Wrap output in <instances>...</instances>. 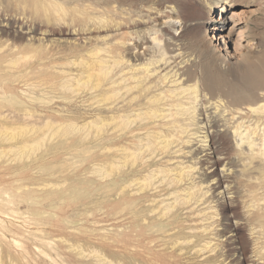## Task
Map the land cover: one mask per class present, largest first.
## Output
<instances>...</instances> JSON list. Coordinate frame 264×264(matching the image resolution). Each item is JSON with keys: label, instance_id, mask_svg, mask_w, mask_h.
<instances>
[{"label": "rangeland", "instance_id": "374dc122", "mask_svg": "<svg viewBox=\"0 0 264 264\" xmlns=\"http://www.w3.org/2000/svg\"><path fill=\"white\" fill-rule=\"evenodd\" d=\"M228 1L0 0V264H225L233 246L241 264H264V97L232 120L215 98L211 112L246 124L203 139L207 99L194 82L169 83L173 96L192 88L177 108L151 103L166 88L138 93L172 34L213 92L264 93V0H249L263 7L239 26L247 47L229 34L237 62L223 65L201 41ZM135 43L146 48L137 62ZM166 71L148 75L160 83ZM155 110L167 118L139 121ZM211 144L214 171L231 170L238 193L214 192L222 211L187 152L203 160Z\"/></svg>", "mask_w": 264, "mask_h": 264}, {"label": "bare ground", "instance_id": "6f19581e", "mask_svg": "<svg viewBox=\"0 0 264 264\" xmlns=\"http://www.w3.org/2000/svg\"><path fill=\"white\" fill-rule=\"evenodd\" d=\"M215 4H218V3H215ZM262 7H263L262 3L261 4L260 3H252L249 0H229L225 4H222L219 6H217V5L214 6V8H218V9H220V11H223L224 8H226V10L230 9V8H234V9L229 12V16H227L224 19L222 18L221 22L211 24L210 26H207L206 28L202 29L203 30L202 31L203 37H202L201 41H203V44L206 46V47L205 46L204 47L205 48L208 47L209 49H211V51L213 53L218 54V57L220 58L219 60H221L220 62L223 63V65H225V66H230L233 63L237 62L241 58V54L237 51V49L235 47H231V42L229 41V34L231 32L238 31L237 38L235 40L236 45H243L244 47H247L250 43L245 37L247 29H239V26H241L243 24L244 20H246L247 18H249V17L255 15L256 13H258L259 11H261ZM235 8H237V9H235ZM172 23H173V27H176L179 29L183 28L181 21H174ZM227 26H230V28H228V33L224 34L223 31L226 30ZM179 42H180L179 38H175L173 34L169 36L168 43H167V48H169V51L164 52V53H166L165 55H167L168 57H166L165 60L162 59V61H161V59H160V61L158 60L155 63L148 64V67L151 66V69H149V70L146 69V78L144 80L138 82V84H139L138 93H145V94L149 95V94L154 93L156 91H162V89L166 88L167 91H165L166 92L165 95L164 96L162 95V97H159L158 99L155 97L151 103L152 104L153 103L159 104L163 100H165V98H166V103L164 102V104H163L164 106L169 105L171 108H177V107L182 106L179 103L180 102L182 103V99L185 97L184 96L185 94L183 95V93L188 91L189 89H187V88H190V87H187L184 91H181L179 93H175L173 96V93H168L169 89H170L169 83L172 84L176 81H179L180 85H185L188 82H194V86H191V87H193V89L190 88V89H192L193 93H194V90L197 88L198 92L200 94H202L201 96H204L207 99L206 103H204L201 101L202 99L200 98L201 100L199 103V108L197 107L198 110H197V116H196V118L202 117V121L199 124H201V126L204 129H206V132H203V134H204L203 139H207L209 137L208 136L209 133L213 132L214 129H217L216 131L221 132L223 134V136L226 138L228 135V132H229V128L232 126H230L231 124L227 121V119H222L221 116L224 114L230 116L229 114H231L234 116V117L233 116L231 117V120H232L233 118H235V114H239L241 112H246L247 107L255 106L256 104H259L258 102L263 100V97H264L263 90L258 89L257 87L254 88L255 87V85H254L252 87V89L249 88L247 91H245L246 89H243L241 91L242 93L236 94L235 96H232V97H234L233 99L231 97H227L226 95H223L221 93L213 92L211 89L208 88V86L207 87L205 86L204 81L201 80L199 75H197L193 71L194 67L196 68V66L200 65L199 60H196V59L192 58L190 55H188L185 52L184 47ZM133 46H134L133 55L136 58L135 61L137 62V61L141 60L142 55L144 56L146 54V48H143L139 44H136V43L133 44ZM158 70H161V72H164L165 70H167L162 77L158 78L160 80V83H157V80H156L158 75L153 76V78H150L152 75H148V73L153 72V74H154V72H157ZM161 72H159V74ZM147 79H148V81H146ZM214 87H216V86H214ZM220 87H222V86H220ZM229 91H230V89H229ZM238 92H239V90H238ZM232 94H234L233 91H232ZM182 95L184 97H181ZM227 95L230 96V93ZM215 98L220 100V101L215 102L216 106L221 107L220 105H222V107H223L224 111H223L222 115H219L220 113L216 114L215 111L211 112V110L213 108L212 105L214 106L213 101ZM167 99H169V100H167ZM227 99H229V100H227ZM168 101H170V104L168 103ZM174 103H176V104H174ZM161 105H162V103H161ZM137 106H139V105H137ZM255 107L258 108V106H255ZM171 110H167V111H171ZM215 110H217V109H215ZM133 111H135V110L133 109ZM156 111L157 110L150 111L147 114H145V113L139 114L138 115V117H140L139 121H142L141 116H143V115H144V117H143L144 121H147L149 119L162 118V117L167 118V115H157ZM255 112H257V111H255ZM241 114H243V113H241ZM169 116H173V115H169ZM239 116L240 115H238V118H239ZM196 122H199L198 119L196 120ZM237 122L239 123V125H237L236 127H232L233 129H235L236 132L240 129H243L242 126L244 124H246V123L240 124V121H237ZM243 127H245V126H243ZM142 130H144V128H138L135 131H142ZM133 132H134V130H133ZM197 134L198 133H195L194 135H197ZM240 134H241V132H240ZM240 134L236 133L237 136H239ZM202 151L206 153L204 155L203 160L201 158H198V153L196 152V149L195 150L192 149V150H189L187 152H188V154H190L189 159L191 158L193 160H196L197 164L202 163L201 168H202L203 172H201V174H202L201 178H203V176H208L209 179H212V181H210V183L212 184L214 182L212 185L208 184V185H210V187L208 188L205 195L208 192H211V194H210L211 202L217 203V200L214 201L216 199V195H214V192H216L219 189H224L223 191H229V193L232 194L231 198H237L238 199L237 189H235L232 186L233 183L228 184V182L226 181V180H228L227 178L231 175V170H230V172H228V174H226V172L223 171L221 175H219V174L217 175V172L214 171L215 166L218 163V161H217L218 158H216V156H215L216 153L214 151V148L212 147V144L210 145V147H208L207 149L202 150ZM227 165H229V162H227L225 164V166H227ZM146 166L148 167L149 165H146ZM175 182H177V181H175ZM226 182H227V184L225 186H223V184H225ZM220 194L223 195V192L220 191L219 196H220ZM217 205L219 206L221 211L225 208V204L217 203ZM252 217H255V219H256L259 216L258 215H256V216L252 215ZM259 219H257V220H259ZM224 220H226V218H224ZM248 222H253V221L249 220ZM223 230H227V226H223L221 231H223ZM228 230H230V228H228ZM229 232L232 233V237L235 238V235L233 234L234 231L230 230ZM226 248H227V246L224 247V249H226ZM241 251H244V250H242L241 248H238L237 246H233L231 248L226 249L224 255L221 254L220 257L224 256L225 264H241L240 256H239ZM212 262H214V261L211 258H208L204 261V264H211ZM221 264H224V263H221Z\"/></svg>", "mask_w": 264, "mask_h": 264}]
</instances>
